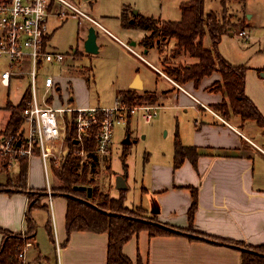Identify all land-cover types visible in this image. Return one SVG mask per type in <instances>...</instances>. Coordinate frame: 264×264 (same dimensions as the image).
<instances>
[{"label":"crops","instance_id":"0c3cea01","mask_svg":"<svg viewBox=\"0 0 264 264\" xmlns=\"http://www.w3.org/2000/svg\"><path fill=\"white\" fill-rule=\"evenodd\" d=\"M185 1L187 0L180 2V11L181 4ZM220 5L222 7V0ZM242 11L246 17V26H251L249 22L254 20L255 14H250L245 9ZM138 14L160 21L170 20L163 16L143 15L138 11L134 16ZM124 16H128L129 19L133 18L128 12H124L122 18ZM181 18L182 14L180 20ZM50 20L58 19L51 17ZM57 22V24L63 23L59 20ZM88 30L83 35V42L87 39ZM142 31V38L137 43L134 42L135 46L140 45L143 47L142 49H145L144 54L136 50L135 46L120 39L112 31H110L111 34H107L114 42L125 47L139 62V65L134 68V76L116 91L115 104L120 103L117 94L119 91L133 90L146 98L156 97L157 99L153 104L148 102L144 104L156 105L163 110L168 109L170 104H174L176 109H179L177 117L188 110L193 111V114L191 115L192 120L185 117L190 121V124L186 127L182 126L180 131L175 126L171 127L170 117H168L169 125L165 119L162 130L165 127L168 128L167 135L171 139L170 147L165 151H159L156 157L147 156L143 170L142 187L145 196H147V206L143 207L149 215L153 214L151 208L158 209L159 214L156 220L174 232L150 236L148 231H141L124 244L123 252L133 264H242V250L232 243L251 247L264 246V153L258 148L264 149V128L254 120L243 121L240 116L235 114L225 117L215 110L214 107L221 105L225 98L222 91L214 90L222 80V76L218 72L205 76L199 85H196L194 81L184 84L177 82L167 75L166 66L164 73L161 72L157 66L161 60L158 45L154 43L149 48L143 46L142 41L151 34V31ZM228 35L233 37L236 34L229 33ZM97 43L100 53L103 51L104 44L99 42V38ZM176 44L175 42V49ZM71 50L72 53L79 50L80 53L89 54L84 47L83 50H80L79 47ZM149 53L156 58H148L146 55ZM173 58L175 61L182 59L178 65L197 63L195 59H190L185 54L174 55ZM232 64L247 67L245 94L264 115V68L248 66L247 62ZM140 65L145 69L144 74L141 75L139 74ZM151 73L155 80L152 79ZM64 78L70 79L64 75H59L56 78L63 82L62 88L66 85ZM17 79L13 77L10 86H4L10 90L12 85L18 81ZM150 79L152 82L155 81L154 88L148 86L147 82ZM159 80L162 85H159ZM68 84L71 87L72 81L68 80ZM28 87L29 85L26 86L24 93ZM30 87L32 88V86ZM72 88L74 90L73 84ZM65 89L68 90V87ZM24 93L18 102L14 103L8 97L7 103L0 106V131L6 129L11 117V110L7 108L8 102L17 105ZM66 96L68 97V95ZM66 96L61 95L59 98L62 105L68 107H102L100 105L92 106L91 98L86 99L83 96L77 99L78 104H74L76 102L75 91L68 99ZM53 99L51 96L48 102L54 103ZM63 99H65V104H63ZM139 120H143L141 115H131L127 125L124 126L129 130L132 123H139ZM177 133H179L184 146L197 149L199 156L196 164L193 163L192 157H189L178 168L174 167ZM87 155L93 162L95 153ZM26 158L27 174L24 181H21V159L15 158L8 167L0 169V248L5 242L6 234L23 236L28 234L29 236L30 226L27 219L31 217L36 226L34 238L29 239L33 243L32 248L36 251L40 250L41 243L38 241L37 235L39 228L43 227L48 234V239L54 245L56 258L52 263L107 264L108 232L81 230L74 231L69 235L66 227L67 196L56 190L62 186V182L55 174V169L58 168H51L47 176L38 151L35 155ZM84 164L90 165L85 158L81 160L80 167ZM14 167H17L16 172L13 171ZM12 172H14L13 175ZM51 172L56 177L57 185L55 189L52 187L53 193L50 197L51 194L47 190L48 185L52 186ZM21 183L24 184L23 187H21ZM127 188L119 190L127 191ZM31 191L42 193V198L35 206H32ZM195 195L198 199V207L193 222H191L189 209ZM119 197L112 196L117 199ZM125 197V205L133 208L134 205L127 204V195ZM35 210L38 212L45 210L47 215L45 221H40L41 226L39 227L34 217L35 213L33 214ZM49 222L52 223L55 242L51 240L48 233ZM198 235H201L202 238ZM58 245L61 247L60 252L57 251ZM27 259L30 264H38L40 260L50 262L47 257L42 258L40 251L33 259L28 256L27 251Z\"/></svg>","mask_w":264,"mask_h":264},{"label":"rangeland","instance_id":"374dc122","mask_svg":"<svg viewBox=\"0 0 264 264\" xmlns=\"http://www.w3.org/2000/svg\"><path fill=\"white\" fill-rule=\"evenodd\" d=\"M181 1L183 0H90L89 3L84 5V9L120 39L124 40L127 44H131L134 41L137 43V41L142 38L143 31L138 28H128L125 26V22H123L124 19L122 18L124 12H128L129 15L133 16L136 14V11H138L143 15H154L155 17L163 16V18L179 21L180 15L182 14L179 8ZM220 4L221 0H206V10L216 11L214 13L220 18L225 17L233 26L234 24L239 25L241 22L245 24L246 17L243 14V9L250 12V14H255L254 20L248 21L251 26L243 24L241 27H233L229 30L230 33L237 35L233 37L228 35L223 38V42L220 45L221 54L231 63L241 64L247 62L248 66L264 68V0H225L224 10L220 9ZM53 17L56 18L55 16ZM57 21L58 20H50L49 22L50 39L48 45L50 50L60 51L68 55L72 53V48L79 47L80 50H83V35L86 30H88L89 26L86 23L80 24L79 20L76 18H69V20L60 24H57ZM55 27L58 28L55 29ZM243 30L248 31L251 36L250 39H244L238 35V33ZM97 33L99 42L104 44L103 51L99 54H85L76 50L73 52L75 55L74 60L72 57L67 58L62 66L47 64L38 69L36 89L39 99L44 95V80L47 76L56 78L59 75H64L65 77H70V79L64 78V83L66 85L60 92L54 95L53 100L55 102L52 103L53 105H62V101L59 97H61V95H64V97L68 95V97L66 96L68 99L73 94V91H75L76 102L74 104H78L77 99L83 96L86 99L91 98L92 106L100 105L107 108L115 106L116 91L122 88L123 84L125 85L128 82L127 80L134 76V68L139 65V62L125 47L110 39L107 33L101 28H97ZM150 35L153 34L151 33ZM154 39V43H157L161 53V60L157 65L161 72L164 73V67L169 63L171 66L175 67V65H178V62H181V58L178 61H175L173 58L177 53L174 47L176 40H164L161 37H155ZM204 45L211 48L209 35L205 37ZM135 48L144 54L145 49H142V46L137 45ZM182 55L184 54L182 53ZM146 56L150 59L156 58V56H153L151 53ZM0 64V70L5 69L8 64L7 59H0ZM61 67H63L62 72H60ZM140 67L141 70L139 74L141 75L144 74L145 69L141 65ZM151 76L153 77L152 79L155 78L152 73ZM152 79H150V81L148 80L147 83L149 87L154 88L155 81L152 82ZM17 80L16 84H13L10 90L0 83V106L7 103L8 97L12 102H18L26 86L29 85L33 88L30 75H23ZM68 80L72 81L74 90L72 84L71 87H69ZM158 82L159 85H162L160 80ZM66 87H68V90L65 89ZM216 87L214 90L217 89ZM56 99H58L57 102ZM63 101V104H65V99H63ZM167 108L168 109L165 110L159 109L158 116L150 124L145 123L143 120H139V123H132L129 130L124 125L117 126L110 154L104 156L96 155L94 157V163L90 161L88 155L85 156V160L89 161L91 165L90 177L95 178L98 187L102 189L103 192L109 194L110 197H119L120 194H123L116 187V183L119 176H126L128 188L127 191L124 192V195H127V204L134 205L133 208L128 207V209L132 210L135 215L141 213L142 217L148 219V215H143L144 212H141L145 211L143 206H147V196H145L142 187L143 170L147 156L153 155L156 157L159 151H165L170 147L171 139L168 138L167 135L168 128L165 127L162 130L165 119L167 125H169L168 117H170L172 123L171 127L175 126L179 131L182 126L186 127L190 124V121L185 119V117L192 120L191 115L193 111L191 110L183 112L180 117H177L179 109H176L174 104H170ZM128 134L130 135L131 142L125 143L124 141ZM10 136L11 135H7L5 130L0 131V147L3 140ZM125 152H127V157L124 160L123 154ZM0 154L2 157L0 161L1 165L6 164L5 167H8L10 162L14 159V156L6 153L4 154L3 151H0ZM94 167L96 168L95 170ZM16 169L17 167H14L13 171L16 172ZM97 169L99 170L97 171ZM14 172H12V175ZM50 181L52 187L55 189L57 180L52 172L50 174ZM152 210L151 208V211ZM34 213L35 220L39 227L41 226L40 221H45L47 215L45 210L40 212L35 210L33 211V214ZM158 214L159 213H156V215ZM37 236L42 246H40L39 250L42 258L44 259L47 257L51 262L55 261L56 254L53 248L54 245L48 239V234L43 227L39 228ZM39 251L30 248L28 250V256L33 259L36 254H39ZM38 264L49 263L40 260Z\"/></svg>","mask_w":264,"mask_h":264},{"label":"trees","instance_id":"16d2710c","mask_svg":"<svg viewBox=\"0 0 264 264\" xmlns=\"http://www.w3.org/2000/svg\"><path fill=\"white\" fill-rule=\"evenodd\" d=\"M246 1V0H238ZM224 1L221 9L224 10ZM221 10V11H222ZM182 18L180 21H160L152 18H145L138 14L133 15V22L129 17L124 16L123 22L128 28H138L141 30L151 31L153 35L147 36L142 45L149 48L155 42V37L162 39L176 40L177 54L184 53L190 59H195L197 63L190 65L165 67V72L177 82L184 84L194 81L199 85L205 76H210L218 72L222 80L216 85L217 91L225 94L224 101L221 105L215 106V110L225 117L230 114L240 116L243 121L254 120L264 128V115L257 109L252 101L245 94V79L247 67L244 65H234L230 63L220 52V44L223 37L227 36L231 28L243 26L244 22L234 26L225 19L219 17L213 11H206V0H187L181 4ZM209 35L211 48L204 45L205 37ZM32 100V88L29 86L21 101L17 105L8 102L7 108L11 110V117L5 129L7 135H15L22 138V128L24 124L23 111L27 104ZM118 100L126 106H136L148 103H155L156 97L146 98L137 94L136 91H119ZM3 134V133H2ZM74 134V131L71 132ZM70 153L67 155L62 167L55 169V174L62 182L59 192L67 196L68 208L66 215L67 232L70 235L74 231H93L108 232V260L107 264H133L132 261L124 254L123 246L134 235L141 231H148L150 236L171 234L174 231L168 227L159 224L156 220V214H146L149 219L142 217L141 213L135 215L132 210L125 205L126 190L117 199L112 198L98 187L95 178L90 177L91 165L84 164L80 167L82 158L73 154L75 143L72 136L69 141ZM85 149L92 152L95 150L93 141H86ZM198 152L195 147H186L182 144L179 133L175 139V168H178L186 158L192 157L196 164ZM127 157V152L123 154V159ZM19 158V157H18ZM2 157L0 154V161ZM22 161L21 181H24L27 174V158L20 157ZM95 161V160H94ZM94 161L92 163H94ZM6 164L0 165L3 169ZM127 167V166H126ZM96 168L94 167V170ZM97 184V185H96ZM24 184L21 183V187ZM85 186L92 188V196L89 197L86 190L80 189ZM1 188V187H0ZM33 205L39 203L42 193L31 191ZM198 207V199L195 195L193 203L189 209V219L193 222L195 211ZM142 209V208H141ZM137 212V211H136ZM135 212V213H136ZM30 230L29 236L6 234L5 242L0 248V264H17L18 248L24 245L25 239H32L35 236V222L31 217L27 219ZM48 233L53 242H55L54 230L52 223L47 225ZM201 235H198V237ZM242 250V264H264V246L251 247L239 243H232ZM49 264H54L51 261Z\"/></svg>","mask_w":264,"mask_h":264},{"label":"built area","instance_id":"2783aa9c","mask_svg":"<svg viewBox=\"0 0 264 264\" xmlns=\"http://www.w3.org/2000/svg\"><path fill=\"white\" fill-rule=\"evenodd\" d=\"M86 3L89 0H0V59L8 61L7 67L0 70V82L8 87L13 77L28 74L33 84L32 100L23 111L22 138L15 135L5 138L0 151L13 155L14 159L31 157L38 151L47 176L51 168H60L65 163L71 136L76 145L75 156L82 159L89 153L104 156L111 153L116 127L127 125L131 115L140 114L146 123H152L158 116L159 106L151 104L126 106L120 102L110 108L55 106L48 99L54 98L63 82L53 76L45 78V92L39 99L36 89L38 69L47 64L62 66L67 58L74 57L73 53L50 50L51 17L55 16L61 22L76 18L80 24L86 23L111 34L84 9ZM238 35L251 38L247 30ZM86 141L94 142V151L85 149ZM258 148L264 153L263 148ZM47 191L51 197V185ZM32 247V241L25 239L24 245L18 248L17 264H30L27 251ZM57 251H61L60 245Z\"/></svg>","mask_w":264,"mask_h":264},{"label":"water","instance_id":"95a60500","mask_svg":"<svg viewBox=\"0 0 264 264\" xmlns=\"http://www.w3.org/2000/svg\"><path fill=\"white\" fill-rule=\"evenodd\" d=\"M136 14H137V11H136ZM131 22H133V20ZM97 40H98L97 30H96V28L94 26H91L89 28V30H88L87 39L84 42V48H85V51L87 53H89V54H98L99 53V45L97 43ZM135 45H136L135 42L131 43V46H135ZM124 142L125 143H130L131 142L129 134L127 135V138L125 139ZM116 187L118 189H126L128 187L127 178L125 176H119L117 178ZM80 189L88 191V196L89 197L92 196V188H88V187L82 186V187H80ZM152 212L154 214H156V213L159 212V210L155 208V209L152 210Z\"/></svg>","mask_w":264,"mask_h":264}]
</instances>
